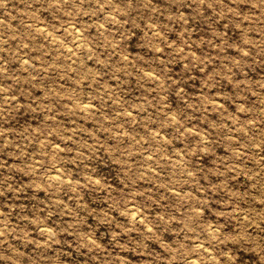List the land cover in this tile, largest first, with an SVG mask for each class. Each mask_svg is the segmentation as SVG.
<instances>
[{
	"label": "rangeland",
	"instance_id": "374dc122",
	"mask_svg": "<svg viewBox=\"0 0 264 264\" xmlns=\"http://www.w3.org/2000/svg\"><path fill=\"white\" fill-rule=\"evenodd\" d=\"M0 264H264V0H0Z\"/></svg>",
	"mask_w": 264,
	"mask_h": 264
},
{
	"label": "bare ground",
	"instance_id": "6f19581e",
	"mask_svg": "<svg viewBox=\"0 0 264 264\" xmlns=\"http://www.w3.org/2000/svg\"><path fill=\"white\" fill-rule=\"evenodd\" d=\"M53 177L55 178V176H53ZM55 179H56V178H55ZM134 216H135V215H133V217H134ZM139 216H140V215H139ZM136 217H137V216H136ZM200 245H201V244H200ZM193 258H194V257H193ZM195 259H196V258H195ZM192 261H195V260L192 259Z\"/></svg>",
	"mask_w": 264,
	"mask_h": 264
}]
</instances>
